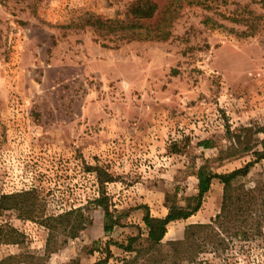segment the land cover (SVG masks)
<instances>
[{"label":"rangeland","instance_id":"374dc122","mask_svg":"<svg viewBox=\"0 0 264 264\" xmlns=\"http://www.w3.org/2000/svg\"><path fill=\"white\" fill-rule=\"evenodd\" d=\"M151 1L156 14L142 22L165 40L105 37L94 26L133 19L137 0H0V226L23 235L0 246V262L98 263L107 241L146 236L145 207L165 217L167 195L182 206L196 195L199 168L224 174L253 162L236 193L248 238L231 236L239 223L204 231L219 244L209 239L196 262L173 261L264 264V159L255 154L264 150V0ZM100 175L113 180L101 186ZM102 191L120 220L110 233L94 204ZM223 196L214 179L201 209L168 225L164 249L190 224L210 223ZM72 210L84 229L77 238L59 229L58 249L46 253L42 220ZM110 250L106 264L129 257Z\"/></svg>","mask_w":264,"mask_h":264},{"label":"trees","instance_id":"16d2710c","mask_svg":"<svg viewBox=\"0 0 264 264\" xmlns=\"http://www.w3.org/2000/svg\"><path fill=\"white\" fill-rule=\"evenodd\" d=\"M33 6H36L42 0H30ZM130 11L133 19L130 20H102L97 18L94 21V26L101 30L103 35L108 36L111 34L119 35L121 39L126 40H165L167 35L164 30L158 33V29L154 31L152 24H146L142 20L151 19L155 16L157 5L151 0H137L131 7ZM130 14V13H129ZM206 144V143H204ZM257 160L264 159V150L255 153ZM253 162L247 163L244 167L235 169L232 172L218 174L209 171L205 167L199 168L196 177L198 180L196 195L185 198V205H178L173 202L172 195H167L165 204L168 208V214L165 217L152 216L148 207L143 217V222L147 229V234L144 237L142 234L128 237L126 243H116L114 241L106 242V258L95 264H106L108 259L113 255L110 246L114 245L123 250L129 257L122 259V264H139L141 260L146 264H174L179 258L181 260L193 259L197 261L199 255L204 252L212 239V245H218L217 240L219 235L213 234L210 236L204 235V231L211 233L221 229L225 232L233 230L238 224L236 232L231 234L232 237L248 238V232L243 227L240 218L246 214L244 206L238 205L241 202L240 193L243 186L239 183L242 178L249 175ZM214 179H218L224 185L223 203L220 213L217 214L210 223H196L190 224L185 230L183 240L170 241L167 243V249H164L163 240L168 231V225L178 220H186L196 214L202 207L203 199L211 189ZM111 176L100 175L99 184L104 186L106 182H111ZM242 192V191H241ZM110 197L102 191L100 196L94 200V204L102 207L105 211L104 216V231L110 233L115 226L120 224L118 217H115L110 211ZM0 208H2L0 206ZM244 210V211H243ZM76 218H72L73 215ZM237 217L235 221L233 218ZM29 218V217H27ZM42 224L49 230V236L46 243L45 252L54 253L58 248L53 246L52 240L54 239L57 231L62 228V231H67L68 238H77L79 233L84 229V222L81 212L79 210L68 211L62 215L46 217L42 220ZM259 226L260 223H259ZM249 230H252L250 227ZM22 233L11 225L4 224L0 226V246L9 244L22 243ZM216 242V243H215ZM209 243V244H208ZM205 245L206 247H203ZM172 252V253H170ZM175 257V262L173 261ZM17 259L16 256H10L2 260L0 264H6L7 261Z\"/></svg>","mask_w":264,"mask_h":264},{"label":"crops","instance_id":"0c3cea01","mask_svg":"<svg viewBox=\"0 0 264 264\" xmlns=\"http://www.w3.org/2000/svg\"><path fill=\"white\" fill-rule=\"evenodd\" d=\"M91 261H89L88 259H83L81 261V264H89Z\"/></svg>","mask_w":264,"mask_h":264}]
</instances>
